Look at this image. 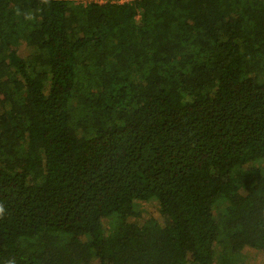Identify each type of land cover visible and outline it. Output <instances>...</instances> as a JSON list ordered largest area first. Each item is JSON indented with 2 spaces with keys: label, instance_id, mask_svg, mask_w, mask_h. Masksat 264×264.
I'll list each match as a JSON object with an SVG mask.
<instances>
[{
  "label": "trees",
  "instance_id": "1",
  "mask_svg": "<svg viewBox=\"0 0 264 264\" xmlns=\"http://www.w3.org/2000/svg\"><path fill=\"white\" fill-rule=\"evenodd\" d=\"M0 203V264L264 251V0H0Z\"/></svg>",
  "mask_w": 264,
  "mask_h": 264
},
{
  "label": "rangeland",
  "instance_id": "2",
  "mask_svg": "<svg viewBox=\"0 0 264 264\" xmlns=\"http://www.w3.org/2000/svg\"><path fill=\"white\" fill-rule=\"evenodd\" d=\"M246 168H250V166H246ZM138 209L139 214L132 213L133 216L130 217V222L132 223L135 233L141 230V225L147 217H154L161 224H169L172 221V218L168 215L165 218L161 216L154 202H142L139 204ZM104 222L106 223L107 221L104 219ZM178 229L179 242L182 247L186 248L188 246V238L182 231H180V228ZM242 257L244 264H264V251L260 250L254 243H245L242 250Z\"/></svg>",
  "mask_w": 264,
  "mask_h": 264
},
{
  "label": "clouds",
  "instance_id": "3",
  "mask_svg": "<svg viewBox=\"0 0 264 264\" xmlns=\"http://www.w3.org/2000/svg\"><path fill=\"white\" fill-rule=\"evenodd\" d=\"M50 0H41V4L48 5ZM16 14L18 16L23 15L24 20L26 21H34L36 19L35 15L32 12L23 13L21 10L17 9ZM6 214V209L3 203H0V219H2ZM9 264H14V261H9Z\"/></svg>",
  "mask_w": 264,
  "mask_h": 264
},
{
  "label": "built area",
  "instance_id": "4",
  "mask_svg": "<svg viewBox=\"0 0 264 264\" xmlns=\"http://www.w3.org/2000/svg\"><path fill=\"white\" fill-rule=\"evenodd\" d=\"M72 1L74 3H82V4H88L91 2H95L99 4H104L106 2L122 4V3H129L132 0H72Z\"/></svg>",
  "mask_w": 264,
  "mask_h": 264
}]
</instances>
